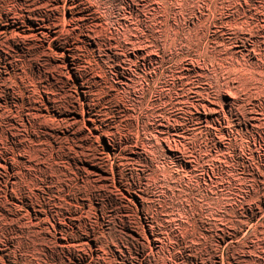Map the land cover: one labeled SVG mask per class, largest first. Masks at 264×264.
I'll return each instance as SVG.
<instances>
[{"label":"rangeland","instance_id":"374dc122","mask_svg":"<svg viewBox=\"0 0 264 264\" xmlns=\"http://www.w3.org/2000/svg\"><path fill=\"white\" fill-rule=\"evenodd\" d=\"M0 264H264V0H0Z\"/></svg>","mask_w":264,"mask_h":264}]
</instances>
